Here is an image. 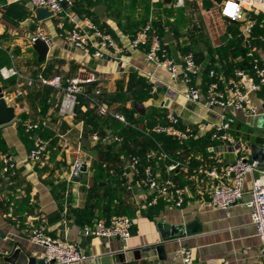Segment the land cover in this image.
Listing matches in <instances>:
<instances>
[{
    "label": "crops",
    "instance_id": "0c3cea01",
    "mask_svg": "<svg viewBox=\"0 0 264 264\" xmlns=\"http://www.w3.org/2000/svg\"><path fill=\"white\" fill-rule=\"evenodd\" d=\"M177 8L175 0H72L62 14L40 19V9L33 7L30 1L0 0V49L6 50L11 57V65H5L0 70V89L5 98L14 97L16 104L25 107L16 119L0 126V154L6 150L16 162L13 172L0 175V254H8L14 242H19L31 257L36 258L35 264H43V248L30 240L31 230L43 227L49 236L77 243L87 256L80 264L180 262L178 250L181 246L193 249V264H264L262 241L252 222L250 210L243 204L250 198L252 176L245 178L241 203L228 209L211 205L213 188L232 179L225 175L226 167L238 155L251 158V144H264V129L260 123V116L264 115V87L251 93L259 114L250 115L240 110L234 112L236 119L229 131L236 144L213 140L211 126L220 121L221 110L210 112L188 100L187 84L181 73L173 78L164 68L149 62L143 49H130V39L146 20L152 17L155 27V21L160 19V32L156 27L155 30L162 37L169 55L178 63L182 62V54L186 53L191 35L199 43L202 73L193 80V84L203 98H206L208 84L213 80L209 74L211 70L216 72L221 88L227 91L226 83L234 72L238 68L249 69L251 63L247 56L249 45L241 34L240 23L224 18L220 5L214 0H186L184 20L177 26L180 32L175 35L165 22L175 20ZM169 10L172 16L168 17ZM67 14L87 16L111 34L125 48L123 61L115 59L111 51L103 58H96L76 49L64 35L66 29L74 27ZM258 16L263 17L264 23V14ZM39 26L44 30L50 46L42 61L32 41ZM82 26L86 29L84 24ZM234 30L239 31L241 41ZM263 32L264 26L254 32L252 45H263L260 40ZM169 33L172 37L167 42ZM10 67H14L18 74L5 78L2 69ZM148 73H153L155 79L151 80ZM57 74L65 77L93 74L96 80L85 84V87L91 85L90 104L83 105L82 110H87L88 106L93 108L91 99L103 94L107 99L104 102L113 112L122 113V107L133 108L134 117L140 120L147 133L152 132L154 126H150V122L166 123L169 113L179 116V128L189 134L188 139L178 138L182 146L177 149L176 157L182 164L175 171L168 172L160 153L158 156L156 150H152L147 156L154 155L156 170L162 178L171 177L184 188L186 200L181 207L165 200L148 207L150 191L131 174L126 177V186L132 193L124 203L120 202L123 204L120 214H130L134 219L131 237L127 240L119 237L101 239L85 232V226H92L103 214L114 212L113 205L111 210H103L108 200L103 191L100 192L101 202L90 204L92 208L88 205L93 174L91 148L96 143L92 135L99 129H106V136L110 139L105 143L109 144L117 135L107 124L99 123L95 130L91 123H85L76 113L71 117L60 112L62 91L43 84L39 78ZM97 88H101V95L95 93ZM19 91H23L20 96ZM139 101L145 107L144 113L136 108ZM22 116L25 122L40 125L41 132L33 135L43 139L49 151L48 157L41 162L28 160L34 140L20 132L18 121ZM133 127L136 128L135 125ZM131 156L121 155L124 168ZM76 159L87 163V171L80 182H68L70 168ZM258 173L256 170L254 175ZM107 181L108 178H104L99 185L105 187ZM62 182H67L63 199L54 190V186ZM118 202L115 200L112 204ZM76 209L82 214H74ZM195 220L198 221L199 232L191 235L184 232L170 237L165 241L167 258L160 259L154 247L163 242L158 222L183 226ZM0 264L11 263L0 255Z\"/></svg>",
    "mask_w": 264,
    "mask_h": 264
},
{
    "label": "built area",
    "instance_id": "2783aa9c",
    "mask_svg": "<svg viewBox=\"0 0 264 264\" xmlns=\"http://www.w3.org/2000/svg\"><path fill=\"white\" fill-rule=\"evenodd\" d=\"M35 8H45L53 12V14H62L65 7L72 4V0H30ZM186 0H175L178 7L184 6ZM221 15L241 25V34L249 45L247 56L250 58V68H238L233 77L227 81L226 89H222L220 81L216 78V72L210 71L213 80L208 84L207 96L203 98L200 90L193 84V80L202 73V66L197 61L193 52L182 54V62L178 63L168 53L162 37L158 34L154 27L152 17L146 20L140 30L130 39V49H143L146 59L156 67L164 68L173 78L181 73L184 82L187 84L186 97L210 112L220 109V121L212 124L211 138L213 140L230 143L235 145L236 141L230 129L235 122L234 112L237 110L244 111L250 115H257L258 109L254 104L251 93L264 87V34L260 36L263 45H252L255 27L257 25L259 14H264V0H223L220 5ZM74 27L66 29L64 35L67 40L76 48L82 50L85 54H92L96 58H103L111 51L114 58L123 61L125 48L118 44L117 40L107 32L103 31L95 22L87 16H71L67 14ZM82 24L86 26L83 28ZM37 38L48 41L46 34L41 26L37 29V34L32 37L34 42ZM2 74L5 78H9L18 74L14 67L3 68ZM151 80L155 79L153 73H148ZM41 82L46 85L58 88L62 91V100L60 104V112L64 115L75 116L76 106L79 103V95L84 94L85 84L94 81L95 76L88 74L84 77H65L57 74L47 78L40 76ZM32 83V81H29ZM97 95H101V88L95 90ZM23 91L18 92V96ZM9 106H14L16 115L25 111V107L16 104L14 97L5 98ZM93 108L101 116L111 115L121 122L127 123L126 116L120 112H113L109 109L106 102L93 98L91 99ZM264 104V100H263ZM166 123L157 124L153 127L152 132L171 135L174 138L188 139L189 134L179 128V116L169 113L166 116ZM209 126L210 124H205ZM25 130L31 133L34 140V146L28 154V160L31 162H41L48 157L47 143L40 137L34 136L35 132L40 128L37 122L27 121L24 124ZM93 141L100 140V135L94 133ZM110 136L102 137L104 142L108 141ZM114 141H120L119 136L113 137ZM154 155L150 154V157ZM163 160H168L166 170L168 172L175 171L182 164L179 159L172 158L168 153L160 152ZM85 162L76 159L72 164L67 181L73 182L75 177H79L82 172V166ZM0 175L6 176L14 171L16 162L10 153L4 152L0 154ZM141 159L139 156H131L127 166L124 168L122 175L128 177L135 175L140 185L148 188L151 198L147 201V206L157 205L160 200H165L178 207H181L186 200V192L183 187L179 186L171 177L162 178L160 172L151 164L140 167ZM258 170V175L254 172ZM214 174V172H211ZM226 176H231L229 183L216 185L211 194V205L214 208L228 209L243 200L245 193L244 182L248 175L252 176L251 188L249 190L250 198L243 204L250 210L251 219L256 226L257 234L262 241V255L264 257V169H258V162L246 155H238L237 158L226 167ZM134 219L130 215L118 214L110 219L97 220L92 226H85V232L94 237L101 239H109L119 237L127 240L132 235V226ZM30 240L43 248L41 254L43 264H80L87 256L80 249L77 243L54 238L47 235L43 227L33 228L30 232ZM180 262L177 261H161L159 264H193L194 251L188 246H181L178 250Z\"/></svg>",
    "mask_w": 264,
    "mask_h": 264
},
{
    "label": "trees",
    "instance_id": "16d2710c",
    "mask_svg": "<svg viewBox=\"0 0 264 264\" xmlns=\"http://www.w3.org/2000/svg\"><path fill=\"white\" fill-rule=\"evenodd\" d=\"M184 11H185L184 6L177 8V12L175 14V20H173V22L170 21L165 22L166 25L168 24L171 26V29L173 30L175 35L180 32L178 31L179 29L177 30L176 28L184 20V13H183ZM87 14L90 15L89 12H87ZM167 16L168 17L172 16L171 10L167 11ZM257 18H258V22L254 30L255 33L259 28L264 26L263 17L257 16ZM159 20L155 21V27L157 28V31H159L161 28V21ZM261 30L262 29H260V31ZM233 32L235 35L238 36L239 41H241L242 36L239 34V31L237 32L236 30H234ZM136 33L133 34V36L136 35ZM263 34L264 32L260 34V36ZM242 47L244 46L242 45ZM185 52H193L197 61L200 63L198 57L199 55L198 53L200 52V45L197 41H195L192 35L190 38V44L185 49ZM5 65H11V57L6 50L0 49V70ZM1 77L2 75L0 72V79ZM89 86L90 87H86L85 93L79 95L78 97L79 103L76 106V115L78 116V118L83 119L85 123L87 124L91 123L94 126L95 130L97 129V125L99 123H103L104 125L107 124L106 126H110L113 132H115V134L119 136L121 140L120 141L113 140L110 144L105 143L102 140V137L106 136L107 130L99 129L98 133H100V140H98L95 143V145L91 148L93 155V162H92L93 174H92V182L90 185L91 193H90L88 205L90 207L91 206L90 204L94 205L96 202H101L102 199L100 196V192L103 191V193L105 194L104 197H108V200L105 202L103 206V210L107 212L111 210V206L113 205L114 208L112 210L117 213L115 215H118L121 212L120 207L123 206V204H120V202L124 203L126 198L132 193L131 189H128L126 186V177L122 175L125 163L122 160L121 155L126 154L129 155V157L131 155L139 156L141 159V164H140L141 168L144 165L151 164L156 169L154 157L148 158L147 156V153L149 151L156 150L157 155L158 153L164 151L168 153L172 158L176 159L177 149L182 145L179 142L178 138H174L171 135L155 133V132L147 133V131L142 127L143 125L140 124V120L134 117L133 113L135 112V110L131 107H122L120 109V111L126 116L127 123L121 122L120 120L114 118L111 115H108L107 117H101L97 112L95 113L94 108H91L89 106L87 107V110H82L83 105L90 104V96L92 93H90L91 85ZM98 99L102 101H107L106 97H104L103 94L101 95V97H98ZM18 122H19L18 128L20 132L24 134L26 137H30L31 133H28L25 130V126H24L25 117L22 116ZM158 123L164 124L165 121L155 120L154 122H150L149 125L155 126ZM134 125L136 126V128L133 127ZM40 132H41V128L36 130L35 132H32V134L40 133ZM4 152L6 153L7 151L4 150L3 153ZM167 163L168 160H165V165ZM104 178H108L107 181L108 185L102 187L99 185V182ZM66 186H67V182H62L54 186V190L57 192L58 196L62 199L64 198V192L66 191ZM59 193L61 194L59 195ZM96 194L97 197L95 199ZM67 199H68L67 201H69L70 197L68 196ZM115 200H118L119 202L112 204V201ZM90 208H92V206ZM73 211L74 214H76L77 216L82 214V211L78 209ZM114 212H111V214L105 213L98 219L100 220L105 218L108 220L112 216H114L112 215V213Z\"/></svg>",
    "mask_w": 264,
    "mask_h": 264
},
{
    "label": "water",
    "instance_id": "95a60500",
    "mask_svg": "<svg viewBox=\"0 0 264 264\" xmlns=\"http://www.w3.org/2000/svg\"><path fill=\"white\" fill-rule=\"evenodd\" d=\"M30 1V0H27ZM167 2H171L172 0H166ZM218 5H221L223 0H214ZM38 16L40 19L45 18L47 16H52L53 12L49 11L45 8H38ZM170 37L172 34L169 33L167 35V42L170 41ZM34 48L39 53V60L42 61L47 56L50 46L49 43L41 38H37L34 42ZM136 108L140 113L145 112V107L142 102H137ZM16 111L14 106H9L5 100L4 94L0 89V126L8 124L16 119ZM261 127L264 129V115L260 116ZM251 158L258 162V169H264V144H251ZM82 172L79 177H75L73 180L75 182H80L83 179L84 173L87 171V163L85 162L82 166ZM158 228L161 234V238L163 242H159L155 244V249L159 254V258L165 260L167 258V254L165 251V241L170 239V237H174L177 235H181L184 232L186 234L191 235L199 232L198 221H192L186 225L180 226H172L166 222H158ZM4 257V259L11 264H35L36 258L31 257L20 245L19 242H14L11 251L8 254H0Z\"/></svg>",
    "mask_w": 264,
    "mask_h": 264
}]
</instances>
